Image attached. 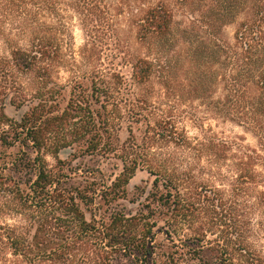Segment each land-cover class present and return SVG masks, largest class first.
<instances>
[{
    "label": "trees",
    "instance_id": "16d2710c",
    "mask_svg": "<svg viewBox=\"0 0 264 264\" xmlns=\"http://www.w3.org/2000/svg\"><path fill=\"white\" fill-rule=\"evenodd\" d=\"M237 1L224 0L230 7ZM244 2L257 16L236 32L242 53L193 56L198 64L216 61L220 67L203 72L191 88L208 99L204 105L215 116L259 134L262 155L225 140L193 142L173 116L152 122L156 113L142 109L147 100H139L140 109L130 99L134 85L152 76L149 58L129 61L130 77L95 75L87 90L80 83L63 106L42 93L43 74L27 112L16 119L0 114V264H264L240 226L245 195L258 194L264 210V190L255 189L259 180L264 184V0ZM74 6L90 33L98 23L108 25L106 0H74ZM58 11L55 0H0V24L9 23L27 42L12 50L22 71L44 66L46 54L60 50ZM44 18L59 22V31L45 26ZM172 24L164 4L149 10L139 43L165 37ZM215 85L220 96L213 101ZM125 123L133 128L121 142L116 131ZM65 151L68 162L60 159ZM204 157L211 169L196 172ZM231 159L236 178L227 194L212 181L228 180L220 168ZM113 160L120 172H105L103 163ZM139 170L153 184L139 210L128 213L118 204L128 198Z\"/></svg>",
    "mask_w": 264,
    "mask_h": 264
},
{
    "label": "rangeland",
    "instance_id": "374dc122",
    "mask_svg": "<svg viewBox=\"0 0 264 264\" xmlns=\"http://www.w3.org/2000/svg\"><path fill=\"white\" fill-rule=\"evenodd\" d=\"M55 1L58 2L60 20L64 25L62 34L57 37L58 40L60 38V50L57 54H46L49 60L44 66H39L41 70L37 67L31 72H25L14 64L12 50L26 47L27 42L18 38L15 31L12 32L9 23L0 24V114L2 112L16 119L27 112L34 105L32 97L40 87L39 76L43 74L47 77L42 80V93L52 103L63 106L72 90L80 83L87 90L95 75L102 77L105 74L121 73L130 77L129 61L136 57L149 58L154 66L152 76L146 83L134 85L130 99L140 109L142 106L139 100H147L149 106L142 109L156 113V117H151L152 122L155 118L173 116L177 128L184 130L193 142L225 140L240 145L242 150H257L262 155L259 134L248 126L215 116L204 105L208 99L203 101L202 93L191 88V81L203 72L214 73L220 67L216 61L205 65L199 61L198 64V61L192 59L193 56L242 53L236 32L242 23L254 20L252 4L244 0H238L236 7L227 6L224 0H106L109 23H98L100 25L92 28L90 33L75 10L74 0ZM162 4L173 15L170 32L161 39L148 40V44L141 45L137 38L141 21L149 10ZM43 23L48 28H56V33L60 29L55 19L44 18ZM210 96L213 101L217 100L220 96L218 86H214ZM130 128L133 126L125 123L117 129L116 136L121 142L129 138ZM235 149L231 154L237 152ZM68 153H62L60 159L68 162ZM47 159L51 166L57 165L54 158ZM85 161L90 166L98 165L87 162V159ZM103 164L107 173L120 172V169L115 170L113 167L114 164L119 165L118 161ZM197 164L196 172L198 169H211L206 157ZM233 164L234 160L231 159L220 168V173L226 176L227 181H212L213 187L227 194L230 193V182L236 178ZM255 169L262 174L261 166ZM152 184L153 177L147 171L139 170L128 186V198L120 201L118 208L136 213ZM255 189L257 192L264 190L262 179ZM256 197L259 195L254 192L245 195L240 201V206L245 207L240 210V226L252 248L264 256V210L262 202Z\"/></svg>",
    "mask_w": 264,
    "mask_h": 264
}]
</instances>
